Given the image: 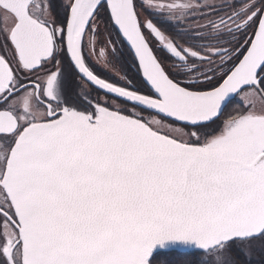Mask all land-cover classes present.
Segmentation results:
<instances>
[{
    "label": "snow or ice",
    "instance_id": "obj_1",
    "mask_svg": "<svg viewBox=\"0 0 264 264\" xmlns=\"http://www.w3.org/2000/svg\"><path fill=\"white\" fill-rule=\"evenodd\" d=\"M165 8L205 23L178 43ZM117 41L137 84L89 63L98 44L122 56ZM257 255L264 0H0V264Z\"/></svg>",
    "mask_w": 264,
    "mask_h": 264
},
{
    "label": "flooded vegetation",
    "instance_id": "obj_2",
    "mask_svg": "<svg viewBox=\"0 0 264 264\" xmlns=\"http://www.w3.org/2000/svg\"><path fill=\"white\" fill-rule=\"evenodd\" d=\"M172 2V0L171 1H168V3H171ZM175 2H177V3H183V2H180V1H177V0H175ZM216 3H221V1H218V2H216ZM159 5V4H158ZM157 11H162L163 12V15L161 16V17H158V19H164L165 18V16L167 17V21H169L171 24H172V30L170 31V32H166V35H169V36H171L172 38H174L178 43H184V37H183V33H185V32H188V33H190V34H194L197 30H198V28H197V25L199 24V25H202V24H204L205 23V21L204 20H201V19H198V17L200 16V13L199 12H197V13H195L194 15H195V18H194V16H193V14L192 13H189L187 16H185L184 18H179V16H178V14H176V15H174L173 13H171V12H169L168 11V9H166V10H164V9H159V10H157ZM102 12H103V10H102ZM148 17V14L146 13V12H143L142 11V14H141V19H143V18H147ZM155 19V18H154ZM165 20V19H164ZM177 33H180V35H177ZM152 44H153V47H154V49H156V52H157V55L158 56H162V53L159 51V48H158V46L155 44V42L153 41L152 42ZM116 46H117V48L120 50V52H122L123 53V55L121 56L120 55V53L118 52L117 54H116V56L115 57H113L114 58V60L116 61V63L118 64V67H119V69L121 70V71H123V73H127V75H128V77L130 78V79H132L133 80V83L134 84H137L138 83V77H139V79H140V76H139V73L137 72V67H136V65L134 66V67H132V60H130L131 62L130 63H128V65L127 66H129L130 67V70H127L126 68H125V58L127 57V59L129 60V58H130V56H129V51H128V49H127V47H126V45L123 43V44H121V43H119V41H117V44H116ZM101 47H102V45H100V44H98L97 45V51H96V54H92V55H89L88 56V59H89V63L91 64V65H93L94 66V68H95V70L97 71V74H99V75H101L102 76V78H108V79H113V78H111V77H109V76H106L104 73H103V71L102 70H106V69H104L103 67H100L99 65H96V63L94 62V57L96 56V55H98V56H100L99 55V51H100V49H101ZM87 54V53H86ZM100 57H103V58H107L108 59V61L110 60V61H112V56H108L107 55V53L105 54V56H100ZM129 57V58H128ZM108 63V62H107ZM108 64H110V63H108ZM133 64H135L134 62H133ZM114 80V79H113ZM141 80V79H140ZM79 81H78V79L76 80V81H74V83H78ZM121 83H123L122 81H121ZM232 106H230V108H231ZM229 110V109H228ZM228 110H226V111H228Z\"/></svg>",
    "mask_w": 264,
    "mask_h": 264
},
{
    "label": "rangeland",
    "instance_id": "obj_3",
    "mask_svg": "<svg viewBox=\"0 0 264 264\" xmlns=\"http://www.w3.org/2000/svg\"><path fill=\"white\" fill-rule=\"evenodd\" d=\"M168 1H171V0H153V3L157 4V5L158 4H166V3H168ZM177 1H180L183 3L189 2V0H177ZM218 1L222 2V0H215V2H218ZM191 2H194V3L198 2V3L202 4L204 2V0H191ZM157 10H159V9H157ZM164 10H166V8ZM102 15H103V12H102ZM143 19H145V18H143ZM164 19L167 20V17L165 16ZM107 61H108L107 58H103V57H100L98 55H96L94 57V62L96 63V65H99L100 67H103L104 69H106V70H102L106 76H109L113 79H116V73L117 72L123 74V71H121L119 69L118 64L116 63V61L114 60L113 57H112V61L110 64H108ZM232 107H234V106H232ZM228 111H231V108H229Z\"/></svg>",
    "mask_w": 264,
    "mask_h": 264
},
{
    "label": "trees",
    "instance_id": "obj_4",
    "mask_svg": "<svg viewBox=\"0 0 264 264\" xmlns=\"http://www.w3.org/2000/svg\"><path fill=\"white\" fill-rule=\"evenodd\" d=\"M129 56H130V58H129V60L127 59V57L125 58V68L127 69V70H130V67L129 66H127L128 65V63H130L131 61L130 60H132V67H134L135 66V64H133V59H132V57H131V55L129 54ZM127 64V65H126ZM138 80L140 81V79H139V77H138ZM253 261L255 262V264H260V257L257 255V256H254L253 257Z\"/></svg>",
    "mask_w": 264,
    "mask_h": 264
},
{
    "label": "water",
    "instance_id": "obj_5",
    "mask_svg": "<svg viewBox=\"0 0 264 264\" xmlns=\"http://www.w3.org/2000/svg\"><path fill=\"white\" fill-rule=\"evenodd\" d=\"M123 39V38H122ZM126 45L128 46L127 42L125 41ZM129 50L131 51L130 47L128 46ZM132 53V51H131ZM133 57H134V54L132 53ZM137 65H138V62H137ZM141 75V74H140ZM141 78L143 79L142 75H141Z\"/></svg>",
    "mask_w": 264,
    "mask_h": 264
}]
</instances>
